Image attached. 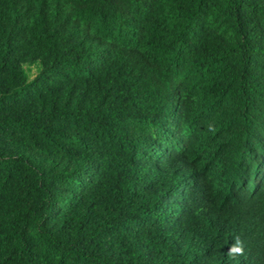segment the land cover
I'll list each match as a JSON object with an SVG mask.
<instances>
[{
  "label": "trees",
  "instance_id": "16d2710c",
  "mask_svg": "<svg viewBox=\"0 0 264 264\" xmlns=\"http://www.w3.org/2000/svg\"><path fill=\"white\" fill-rule=\"evenodd\" d=\"M0 264H264V0H0Z\"/></svg>",
  "mask_w": 264,
  "mask_h": 264
},
{
  "label": "clouds",
  "instance_id": "9594fccd",
  "mask_svg": "<svg viewBox=\"0 0 264 264\" xmlns=\"http://www.w3.org/2000/svg\"><path fill=\"white\" fill-rule=\"evenodd\" d=\"M243 253H244L243 241H241L239 237H236L233 240V243L228 247L225 254L234 257L236 255H243Z\"/></svg>",
  "mask_w": 264,
  "mask_h": 264
}]
</instances>
